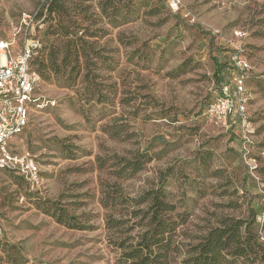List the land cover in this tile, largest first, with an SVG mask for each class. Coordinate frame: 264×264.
<instances>
[{
    "label": "rangeland",
    "instance_id": "1",
    "mask_svg": "<svg viewBox=\"0 0 264 264\" xmlns=\"http://www.w3.org/2000/svg\"><path fill=\"white\" fill-rule=\"evenodd\" d=\"M66 2L90 27L91 73L40 74L9 145L30 152L41 183L0 172V264H129L118 242L144 223L133 200L159 187L183 241L237 217L264 244V0H181L178 12L167 0ZM53 16L48 0H0V38L35 34L48 50ZM235 53L252 65L247 127L207 114Z\"/></svg>",
    "mask_w": 264,
    "mask_h": 264
},
{
    "label": "trees",
    "instance_id": "2",
    "mask_svg": "<svg viewBox=\"0 0 264 264\" xmlns=\"http://www.w3.org/2000/svg\"><path fill=\"white\" fill-rule=\"evenodd\" d=\"M91 1V0H83ZM66 0H48L51 19L56 20L51 33L56 35L48 50L47 45L38 49L32 64L34 69L50 78L60 74L66 80H74L88 70L84 77H89L92 43L86 39L91 36L89 25L71 15V8ZM264 5V3H263ZM82 7V4L76 5ZM83 32L79 35V32ZM47 50V52H45ZM80 57H85L87 64H80ZM72 60L75 64L72 65ZM249 78V77H248ZM220 81V78H217ZM211 103V102H210ZM209 103V104H210ZM208 104V105H209ZM127 169L136 170L140 160L125 162ZM123 168V169H126ZM123 169L120 170V174ZM135 201V215H140L143 229L136 236H128L118 242L121 249V261L129 264H264V244L257 233L250 228L251 221L237 217H223L220 224L210 227L195 240L185 242L180 239L178 215L175 206L168 199L163 188L150 190ZM145 203L144 207H141ZM116 220H108L114 225ZM248 262L246 264H248Z\"/></svg>",
    "mask_w": 264,
    "mask_h": 264
},
{
    "label": "built area",
    "instance_id": "3",
    "mask_svg": "<svg viewBox=\"0 0 264 264\" xmlns=\"http://www.w3.org/2000/svg\"><path fill=\"white\" fill-rule=\"evenodd\" d=\"M172 12L181 9V0H167ZM35 34L0 38V172L18 170L32 188L41 183L40 168L30 152L14 153L9 141L26 128L30 113L40 99L36 89L40 79L32 61L41 48ZM252 69L249 59L240 53L231 56L229 81L221 83L218 97L207 106V114L225 126L250 125L246 82Z\"/></svg>",
    "mask_w": 264,
    "mask_h": 264
}]
</instances>
